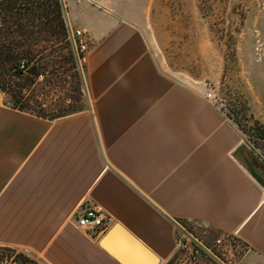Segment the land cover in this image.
Wrapping results in <instances>:
<instances>
[{"label": "crops", "instance_id": "crops-1", "mask_svg": "<svg viewBox=\"0 0 264 264\" xmlns=\"http://www.w3.org/2000/svg\"><path fill=\"white\" fill-rule=\"evenodd\" d=\"M129 2L62 0L67 30L89 38L84 107L43 116L4 104L0 89V247L39 264H147L142 244L174 264L184 232L206 247L230 236L242 251L234 264H264L255 149L204 94L162 71ZM250 106L264 125V108ZM94 205L110 218L97 235L76 225Z\"/></svg>", "mask_w": 264, "mask_h": 264}, {"label": "rangeland", "instance_id": "rangeland-1", "mask_svg": "<svg viewBox=\"0 0 264 264\" xmlns=\"http://www.w3.org/2000/svg\"><path fill=\"white\" fill-rule=\"evenodd\" d=\"M129 3L132 17L146 31L162 71L204 94L232 121L239 120L247 143L264 155V138L254 129L250 106L264 108L259 84L264 82V0ZM6 20L0 18V46L5 51L3 57L10 49L15 58L1 61L3 103L48 117L84 107L83 68L77 63L66 24L65 30L58 26L59 33L51 35L40 24H28L25 16ZM28 58L27 69L18 71L15 62ZM251 160L253 170L264 171L260 160L254 156ZM237 247L228 260L236 261L241 255V246ZM18 253L0 247V264H19ZM207 257V264H217Z\"/></svg>", "mask_w": 264, "mask_h": 264}, {"label": "built area", "instance_id": "built-area-1", "mask_svg": "<svg viewBox=\"0 0 264 264\" xmlns=\"http://www.w3.org/2000/svg\"><path fill=\"white\" fill-rule=\"evenodd\" d=\"M71 40L76 49L77 63L83 68L90 48L89 38L84 30L76 28L72 31ZM26 69V63L24 61L19 62L17 70L24 72ZM250 145L255 149L256 155L264 165V155L257 151L252 144ZM109 219L103 208L94 205L80 212L76 218V225L88 234L97 235L108 228ZM227 237H225L226 239L222 237L215 238L212 247H206L199 238L184 232H178L175 240L174 264H199L202 253L207 254L217 264H234L235 261L228 260L227 257L232 256L234 248H238L237 246L240 245L234 238ZM214 249L217 252L220 251V253L216 254Z\"/></svg>", "mask_w": 264, "mask_h": 264}, {"label": "trees", "instance_id": "trees-1", "mask_svg": "<svg viewBox=\"0 0 264 264\" xmlns=\"http://www.w3.org/2000/svg\"><path fill=\"white\" fill-rule=\"evenodd\" d=\"M16 14V15H14ZM21 17L24 16L28 19V24L34 25L40 24L43 26V29L51 35H57L59 31H57L56 27H61L65 30V22L63 15V3L62 0H0V18H4V22H8L6 19L9 17ZM17 20L14 19V23L16 26L20 27V25L16 24ZM5 51L0 46V65L1 61L4 59L7 62H11L14 60L15 56L12 50H8L6 56L3 57ZM27 64L30 63V59L24 61ZM17 65L19 62H15ZM0 89L1 79H0ZM20 110H23L22 107L14 106ZM252 121L255 125V130L258 132L259 137L264 138V125L256 119L253 115H251ZM238 128L243 132L244 129L241 127L240 121L235 119L233 120ZM18 263L19 264H39L36 260L31 259L24 255L23 253H18Z\"/></svg>", "mask_w": 264, "mask_h": 264}, {"label": "water", "instance_id": "water-1", "mask_svg": "<svg viewBox=\"0 0 264 264\" xmlns=\"http://www.w3.org/2000/svg\"><path fill=\"white\" fill-rule=\"evenodd\" d=\"M139 245H140L141 251H143L142 253L145 255V258L147 259V264H157L158 262L157 257L150 250L144 247L142 244H139Z\"/></svg>", "mask_w": 264, "mask_h": 264}]
</instances>
